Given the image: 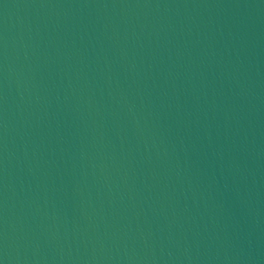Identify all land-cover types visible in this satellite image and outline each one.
I'll list each match as a JSON object with an SVG mask.
<instances>
[{"label":"water","instance_id":"obj_1","mask_svg":"<svg viewBox=\"0 0 264 264\" xmlns=\"http://www.w3.org/2000/svg\"><path fill=\"white\" fill-rule=\"evenodd\" d=\"M0 264H264V0H0Z\"/></svg>","mask_w":264,"mask_h":264}]
</instances>
